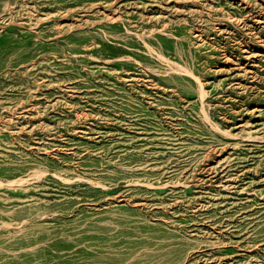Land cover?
<instances>
[{"label": "rangeland", "instance_id": "374dc122", "mask_svg": "<svg viewBox=\"0 0 264 264\" xmlns=\"http://www.w3.org/2000/svg\"><path fill=\"white\" fill-rule=\"evenodd\" d=\"M0 264H264V0H0Z\"/></svg>", "mask_w": 264, "mask_h": 264}]
</instances>
